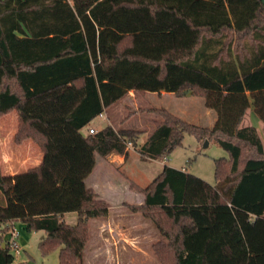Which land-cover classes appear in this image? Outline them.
<instances>
[{
  "label": "trees",
  "instance_id": "obj_1",
  "mask_svg": "<svg viewBox=\"0 0 264 264\" xmlns=\"http://www.w3.org/2000/svg\"><path fill=\"white\" fill-rule=\"evenodd\" d=\"M129 92L202 98L216 119L201 127L146 107L151 131L138 149L144 129L111 121L81 133ZM250 105L264 124L261 0H92L84 10L69 0H0V118L16 112L14 143L29 139L42 153L24 172H0V264L13 262L3 237L14 222L43 233L42 255L58 248L57 264L79 262L89 220L108 215L85 184L96 157L126 161L130 144L140 160H157L185 132L227 153L214 161L215 184L164 166L145 187L131 182L143 201L123 206L158 230L161 264H264V144L242 125Z\"/></svg>",
  "mask_w": 264,
  "mask_h": 264
},
{
  "label": "rangeland",
  "instance_id": "obj_2",
  "mask_svg": "<svg viewBox=\"0 0 264 264\" xmlns=\"http://www.w3.org/2000/svg\"><path fill=\"white\" fill-rule=\"evenodd\" d=\"M92 0H69L76 4L81 10L88 8ZM125 101V100H124ZM137 103H136V102ZM134 100L118 102L111 107L113 117L112 125L115 128L144 129L146 133L139 135L137 149L147 139L151 131V114L144 111H137L136 108L155 107L163 108L180 119L201 127H211L216 119L213 110L205 107L202 98L191 96L177 97L173 94L163 93L145 94L137 96ZM122 103H125L124 106ZM140 103V104H139ZM138 105V106H137ZM135 110V111H134ZM251 117V126L255 127L264 144V132L260 130L259 119L253 111L252 105L246 111ZM15 113H10L0 118V161L3 160V152L7 160L4 168L14 172L21 170L25 161H20L17 150H24L27 147L19 148L12 143V136L5 135L1 129L3 124H12ZM126 116H128L126 118ZM5 122V123H4ZM105 120L96 117L88 126L81 130L83 135L87 134L90 126L99 129L105 125ZM245 123V122H244ZM7 124V125H8ZM205 141L207 144H205ZM135 147L129 146L130 152L125 165L116 166L113 162L114 155L108 159L114 167L112 175L101 178L100 168L89 175L85 184L95 186L97 195L108 202V215L105 218H94L88 223L89 239L84 247L82 258L76 264H161L152 251V245L161 236L152 222L141 214L130 212L123 206V203L137 204L143 196L132 191L130 183L145 187L152 181L165 166L174 169H182L187 173L195 175L210 185L215 184L214 161L218 158H227V153L214 142L204 140L200 142L193 134L185 132L181 145L176 147L169 155L157 160H140ZM100 159V157H98ZM111 160V161H110ZM17 168V169H15ZM103 174V173H102ZM99 178H101L99 180ZM102 184V185H101ZM95 191V190H94ZM95 191V192H96ZM76 213H66L63 221L69 225L75 224ZM15 230L19 233V252L15 253L10 249L14 259L11 264L26 262L27 264H57L58 248L42 255L38 249V243L43 238L41 231H26L20 222L14 223ZM6 240V237H3Z\"/></svg>",
  "mask_w": 264,
  "mask_h": 264
},
{
  "label": "crops",
  "instance_id": "obj_3",
  "mask_svg": "<svg viewBox=\"0 0 264 264\" xmlns=\"http://www.w3.org/2000/svg\"><path fill=\"white\" fill-rule=\"evenodd\" d=\"M163 93H165V92H161L160 94H157V93H152V94H157V95H162ZM145 94H149V93H145ZM144 94V95H145ZM168 94H171V93H168ZM174 95V94H173ZM137 96H140V94L139 95H137V94H134L133 92H129L128 93V96L123 100V102H126L127 100H134L135 101V98L137 97ZM184 97H186V96H184ZM120 102H122V101H120ZM136 102V101H135ZM137 103V102H136ZM117 104V103H116ZM124 106H126V104L125 103H122ZM140 104V103H139ZM138 106V105H137ZM144 108H146V107H141V108H136V110L137 111H141V110H143ZM112 111V110H111ZM135 111V110H134ZM14 112V111H13ZM13 112H11V113H13ZM15 113V115H14V121H13V127H12V124H11V126H10V124H3L2 126V129H1V131L5 134V135H8L9 134V136H12V143L14 144V145H16L15 143H14V135H15V132H16V129H17V114H16V112H14ZM10 114V113H9ZM8 115V114H7ZM248 115L249 114H247V116H246V114H245V116H244V118H243V120H242V125H244V126H251V115H250V117H248ZM6 116V115H5ZM4 117V116H3ZM99 118H102V120H105V125H108V124H110L111 123V117H113V114L111 115V117L107 114V112L106 113H103V114H101V115H99L98 116ZM2 118V117H1ZM260 121V120H259ZM245 122V123H244ZM0 123H3V122H0ZM5 123V122H4ZM104 125V126H105ZM104 126H102L101 128H103ZM89 128H93L92 126H90ZM88 128V129H89ZM101 128H99V129H96V128H93V129H95L96 131L97 130H100ZM207 128H209V127H207ZM258 128H260V130H262V128H264V124H262L261 122L259 123V127ZM258 130V129H257ZM87 132H88V130H87ZM16 146H18L19 148H24V147H27L24 151V154L23 153H21V150H17L18 151V153H19V155H20V158H19V160L20 161H25L24 162V165L22 166V168H21V170H19V171H17L16 170V172H15V170H14V172L11 170H8L7 168H4V163H6V162H4V158H3V160L2 161H0V172H1V174L2 175H4V176H7V175H14V174H17V173H21V172H24V171H26V170H28L29 168H32V167H35V166H37V165H39L40 164V162H41V160H42V153H41V151H40V149H39V147L33 142V141H31V140H25V141H23L20 145H16ZM2 152H3V155H5L4 154V150H2ZM114 155V156H113ZM114 157V160H113V162H115V163H117L116 164V166H121V165H125L124 163H126V161H124L123 160V157L122 156H119V155H115V154H110V155H108V156H106V157H104V158H102V157H100V159H98V156L96 157V161H95V165H94V168H93V170H92V172L94 171V169H97L98 168V166H99V168H100V171H99V173L101 174V178H103L104 176L106 177V178H108L107 176H111L112 175V170L114 169V167L112 166V165H110V162L108 161V159H110V157ZM8 158V157H7ZM9 159V158H8ZM111 161V160H110ZM165 166V165H164ZM15 169H17V168H15ZM91 172V173H92ZM91 173H90V175H91ZM103 173V174H102ZM101 178H99V180L101 179ZM102 185V184H101ZM90 187V186H89ZM91 188H93L95 191L97 190L96 189V187L95 186H92L91 185ZM96 193H97V191H96ZM98 194V193H97ZM142 201H143V198H142V200H140V198H139V201H138V203L137 204H140V203H142ZM65 215V214H64ZM64 215H63V217H64ZM91 220H89V222H90ZM14 223H16V222H14ZM13 227H14V225H13ZM15 228V227H14ZM4 237H6L7 238V235L5 234L4 235Z\"/></svg>",
  "mask_w": 264,
  "mask_h": 264
},
{
  "label": "built area",
  "instance_id": "obj_4",
  "mask_svg": "<svg viewBox=\"0 0 264 264\" xmlns=\"http://www.w3.org/2000/svg\"><path fill=\"white\" fill-rule=\"evenodd\" d=\"M95 132H96V130L93 128L88 129L89 134H93ZM128 146H130V144H128ZM6 235H7L6 242L8 243L9 248L13 249L15 251V253H18L19 247H20L19 241H18L19 233L12 226V228L6 233Z\"/></svg>",
  "mask_w": 264,
  "mask_h": 264
},
{
  "label": "water",
  "instance_id": "obj_5",
  "mask_svg": "<svg viewBox=\"0 0 264 264\" xmlns=\"http://www.w3.org/2000/svg\"><path fill=\"white\" fill-rule=\"evenodd\" d=\"M262 4H264V0H261ZM205 144H207V142L205 141ZM5 244H2V248H4Z\"/></svg>",
  "mask_w": 264,
  "mask_h": 264
}]
</instances>
